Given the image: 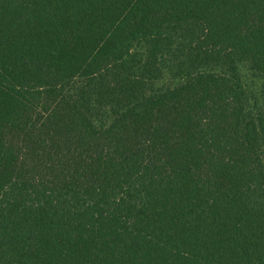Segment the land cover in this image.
<instances>
[{"label":"trees","instance_id":"1","mask_svg":"<svg viewBox=\"0 0 264 264\" xmlns=\"http://www.w3.org/2000/svg\"><path fill=\"white\" fill-rule=\"evenodd\" d=\"M0 264H264V0H0Z\"/></svg>","mask_w":264,"mask_h":264}]
</instances>
